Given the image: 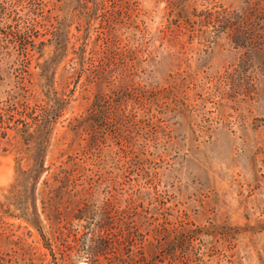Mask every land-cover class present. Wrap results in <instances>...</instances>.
<instances>
[{
    "label": "trees",
    "instance_id": "1",
    "mask_svg": "<svg viewBox=\"0 0 264 264\" xmlns=\"http://www.w3.org/2000/svg\"><path fill=\"white\" fill-rule=\"evenodd\" d=\"M200 1L171 6L205 42L222 39L264 69V0L238 11ZM137 2L0 3V151L15 161L0 200V264H202L201 248L218 242L217 224L166 206L157 153L181 93L173 75L165 87L142 70Z\"/></svg>",
    "mask_w": 264,
    "mask_h": 264
},
{
    "label": "rangeland",
    "instance_id": "2",
    "mask_svg": "<svg viewBox=\"0 0 264 264\" xmlns=\"http://www.w3.org/2000/svg\"><path fill=\"white\" fill-rule=\"evenodd\" d=\"M137 1L140 28L146 29L142 70L150 73L149 81L165 87L173 75L181 93L175 110L167 113L170 138L163 143L164 153H157L166 168V206L196 225L219 227L214 248L199 251L202 264H264V69L222 39L205 42L196 25L177 16L172 0ZM194 1L201 10V1ZM247 1L214 0L231 11ZM90 36L93 40L96 34ZM14 166L13 155L0 151V200ZM9 222L37 240L25 222Z\"/></svg>",
    "mask_w": 264,
    "mask_h": 264
},
{
    "label": "water",
    "instance_id": "3",
    "mask_svg": "<svg viewBox=\"0 0 264 264\" xmlns=\"http://www.w3.org/2000/svg\"><path fill=\"white\" fill-rule=\"evenodd\" d=\"M82 264H86V263H82Z\"/></svg>",
    "mask_w": 264,
    "mask_h": 264
}]
</instances>
